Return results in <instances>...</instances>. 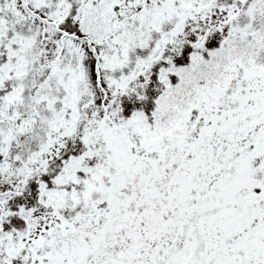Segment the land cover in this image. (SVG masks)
I'll return each instance as SVG.
<instances>
[{"label": "rangeland", "instance_id": "obj_1", "mask_svg": "<svg viewBox=\"0 0 264 264\" xmlns=\"http://www.w3.org/2000/svg\"><path fill=\"white\" fill-rule=\"evenodd\" d=\"M136 262L264 264V0H0V264Z\"/></svg>", "mask_w": 264, "mask_h": 264}, {"label": "water", "instance_id": "obj_2", "mask_svg": "<svg viewBox=\"0 0 264 264\" xmlns=\"http://www.w3.org/2000/svg\"><path fill=\"white\" fill-rule=\"evenodd\" d=\"M151 165H153V163L150 162ZM137 264H141V263H137Z\"/></svg>", "mask_w": 264, "mask_h": 264}]
</instances>
